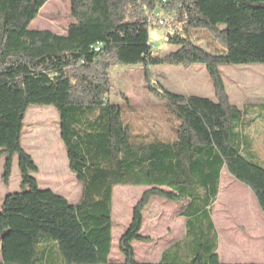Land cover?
<instances>
[{
  "label": "trees",
  "instance_id": "16d2710c",
  "mask_svg": "<svg viewBox=\"0 0 264 264\" xmlns=\"http://www.w3.org/2000/svg\"><path fill=\"white\" fill-rule=\"evenodd\" d=\"M46 2L0 0L1 180L8 185L15 157L21 180L20 192L0 205V264H151L135 260L132 244L149 241L140 231L152 199L185 204L184 238L155 264H222L211 219L221 172L246 186L264 214V166L243 156L235 129L244 112L230 104L219 68L264 65V0H167L159 9L175 50L163 57L149 43L157 0H70L74 22L64 35L29 30ZM198 30L221 49L194 45L190 35ZM118 66L142 67L149 91L176 122L172 140L134 137L122 107L107 99L110 71ZM157 66H203L216 102L166 91L152 80ZM31 107H51L59 116L68 168L81 185L74 205L33 177L38 169L21 146ZM245 155L257 161L250 144ZM116 187L145 189L118 242L122 263L110 258ZM187 242L193 256L178 261Z\"/></svg>",
  "mask_w": 264,
  "mask_h": 264
},
{
  "label": "rangeland",
  "instance_id": "374dc122",
  "mask_svg": "<svg viewBox=\"0 0 264 264\" xmlns=\"http://www.w3.org/2000/svg\"><path fill=\"white\" fill-rule=\"evenodd\" d=\"M166 25L149 29V43L156 57L175 50L166 43L172 34L169 20ZM74 21L70 18V0H47L29 30L50 31L64 35ZM194 45L212 53L213 36L205 30L191 32ZM264 65L221 67L226 95L231 105L244 112L235 132L241 135L240 143L250 144L256 160L243 156L258 166H264ZM152 80L166 91L183 96L216 99L211 80L203 66H157L150 69ZM110 91L107 99L123 109L125 123L133 128L136 138L172 140L171 128L176 124L165 104L148 89L141 66H118L110 71ZM254 106L251 115L249 106ZM21 146L32 158L38 173L34 175L38 187L63 197L71 205L81 197V185L68 168L65 148L59 137V116L51 107H31L27 110L22 129ZM4 156L0 154V205L8 194L20 192V175L17 158L13 159L9 183L5 186L1 176ZM145 191L140 187H116L112 197V244L110 258L122 263L118 242L131 221L132 210ZM184 203H170L152 199L143 211L140 235L148 242H135L132 248L138 263L154 262L167 247L184 238L185 220L180 213ZM211 219L218 237L217 254L222 262L264 263V214L260 211L251 191L235 181L225 169L220 179L219 194L212 206ZM189 242L181 249L178 261H189L193 256Z\"/></svg>",
  "mask_w": 264,
  "mask_h": 264
},
{
  "label": "built area",
  "instance_id": "2783aa9c",
  "mask_svg": "<svg viewBox=\"0 0 264 264\" xmlns=\"http://www.w3.org/2000/svg\"><path fill=\"white\" fill-rule=\"evenodd\" d=\"M167 0H157L156 6L154 10L150 13L148 18V27L151 28L152 26L161 28L166 25V21L163 18L162 13L160 12V5L164 4Z\"/></svg>",
  "mask_w": 264,
  "mask_h": 264
},
{
  "label": "crops",
  "instance_id": "0c3cea01",
  "mask_svg": "<svg viewBox=\"0 0 264 264\" xmlns=\"http://www.w3.org/2000/svg\"><path fill=\"white\" fill-rule=\"evenodd\" d=\"M221 69V67L219 68V70ZM262 72V75L264 76V69L261 71ZM220 75H221V70H220ZM221 78H222V76H221ZM222 80H223V78H222ZM212 83V82H211ZM180 96H183V95H180ZM190 96H193V95H189V96H184V97H190ZM195 97H197V96H195ZM209 100H211V101H213V102H216V99H213V97H210V99ZM221 174H222V172H221ZM144 220V219H143ZM181 241V240H180ZM177 242H179V241H177ZM177 242H175V243H177ZM174 243V244H175ZM168 248V247H167ZM167 248H165L164 250H166ZM163 250V251H164ZM162 251V252H163ZM217 251H218V249H217ZM162 252L160 253V255H159V257H158V259L156 260V261H154V262H151V261H148V262H142V263H151V264H155V263H157L159 260H160V256H161V254H162ZM218 255V254H217ZM219 257V256H218ZM219 261H220V263H222V264H252V263H248V262H245V263H229V262H222L220 259H219ZM0 262H1V255H0Z\"/></svg>",
  "mask_w": 264,
  "mask_h": 264
}]
</instances>
